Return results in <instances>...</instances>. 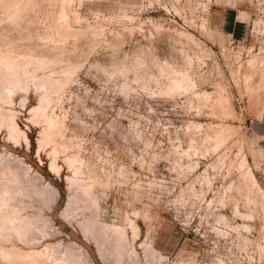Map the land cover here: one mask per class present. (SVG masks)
<instances>
[{
	"label": "rangeland",
	"instance_id": "rangeland-1",
	"mask_svg": "<svg viewBox=\"0 0 264 264\" xmlns=\"http://www.w3.org/2000/svg\"><path fill=\"white\" fill-rule=\"evenodd\" d=\"M6 50L13 59L43 58L40 78L71 71L48 109L63 126L59 133L40 145L48 122L34 117L40 94L33 87L6 105L28 144L0 125V155L15 158L26 180L50 192L47 202H33L43 208L49 235L35 247L17 242L21 252L80 246L91 263L114 264L110 238L100 252L76 222L59 217L72 196L67 159L75 155L81 162L74 166L94 182L97 201L88 213L125 226L139 264H264V205L240 185L235 168L244 156L264 190V79L248 63L254 55L264 62V0H0V52ZM160 66L186 71L194 88L173 94ZM246 71H256L249 83L257 93L246 91ZM219 87L232 117L214 107ZM219 124L234 132L216 146ZM53 159L57 171L49 169ZM230 182L238 188H227ZM128 219L139 227L134 240ZM142 247L155 249V260ZM12 263L0 255V264Z\"/></svg>",
	"mask_w": 264,
	"mask_h": 264
},
{
	"label": "bare ground",
	"instance_id": "bare-ground-1",
	"mask_svg": "<svg viewBox=\"0 0 264 264\" xmlns=\"http://www.w3.org/2000/svg\"><path fill=\"white\" fill-rule=\"evenodd\" d=\"M187 35H190L188 36L190 38H192L193 36V35L191 36V34H187ZM194 39L193 42L194 41L196 42V40ZM198 43L200 42L198 41ZM200 46L201 43L199 47ZM205 51L206 50H204L203 53ZM205 53L207 54V52ZM42 59L33 56L29 60L28 59L18 60V58L13 59L11 57L10 50L0 52V125H3L8 129L9 136L16 142H18V138L21 134L25 139V141L28 140L27 139L28 136H26L24 132H21L17 122L15 121L13 112L7 109L6 105H10L13 103V96L18 94L20 91L28 92V90L31 87H33V89L35 91H38L40 94L39 105L32 109V111L35 114L34 117L37 116L38 118H44L48 122V129L43 131L44 132L42 134L43 136L39 140L40 145L44 140L46 141L49 139L50 136L48 137V134L59 133L61 128L63 127L59 121H56L52 118L51 114L49 116L48 109L50 107V103L52 102V96L59 94V91L61 90L63 85L69 80L71 71L69 69L63 70V74L58 78H54L52 76L53 74H49L43 78H40L39 70L42 68L43 64H45ZM30 60L35 61L36 63L35 66L32 65L33 66L32 68L30 67L32 64ZM50 63H52V61L49 60L47 64ZM248 63L252 67L258 66L256 67L258 74L260 78L264 79V68L260 67L263 66L264 62L261 65H259L260 63L259 58L254 55L251 57L250 60H248ZM255 63L258 64L255 65ZM160 68L167 71L168 74L170 75V82L168 84V89L171 92L174 91L172 92L173 94L175 93V91H179V90L188 91L194 88V82L190 80L186 71L174 70L172 68L167 69V67L164 68L162 66H160ZM254 73L253 72L247 73V71L246 73H244L245 83H246L245 88L248 93H257L259 89L258 85H252L249 83V80L251 79ZM222 87H219V89L215 93L213 99L214 107H216L217 112L222 113L224 115H230L231 104L229 103L228 97L223 94L224 88ZM201 95L203 99L208 100L211 96V93L205 91ZM196 126L198 127L199 125ZM232 131H233V126H230L228 124L227 125L219 124L214 129L215 145L217 146L225 142L231 136ZM51 152H53V150H51ZM183 152L188 157L190 156L188 151L185 150ZM72 156L71 158H69L68 156L67 162H69L68 165L70 167H73V177L68 178L69 186L66 187L67 189L69 188L71 190L72 196L69 197L67 201H65L67 202L66 208L65 210L63 209L64 211L61 213L59 217L64 222L66 220L70 223L76 222L78 224V228H80L84 236L89 235L87 237H92L94 239L95 244L97 245L98 250L100 252H102L103 250L104 239L108 240L110 238L111 240L110 242H112L111 249L114 252L113 256L115 258L114 264H125L126 261L123 262L124 261L123 257H125L124 255L125 253L127 254L130 253V255H126L130 258L127 259L128 260L127 262H129V260L131 261L132 259L131 264H139L138 259L136 260L135 258L137 255L136 254L137 249L135 250V248L133 247H131V250L127 249L128 241L126 240L127 234L125 233L126 230L125 226H120L115 224H110V225L101 224L93 217V215L90 216V214L88 213V211H91V209L95 207L97 201L94 197H92V189L94 187V182L93 180H90L91 178H87L84 176V172L80 169L79 165L74 166V162L77 161L78 159L76 158L75 155L73 157ZM14 161L10 157L0 155V255L3 258H5L7 261L8 260L11 262L15 261L16 263L20 262L21 264L34 262L36 261V258H39L40 260L38 261L39 264H93L90 262V259L88 258L89 255H86L83 251L79 250V248H81L80 246H74L69 248L67 247L68 249L65 248L66 251L64 249L65 252L60 251L58 249V246L52 247L50 245H46V246L44 245L45 247L42 250L40 251L33 250L29 253L21 252L17 248L16 245L17 242L29 247L30 246L35 247V244L38 243L39 240H41L42 238H46L49 235V233L46 230L47 220L46 218H43V214L41 213L43 208L36 206L33 202L36 199H38V202L43 199L44 200L48 199L46 198V196L48 197V194L50 192L48 193V191L44 187H39V185H36L37 183L32 184L28 180H26L25 174L21 172L19 167L21 164L18 165L19 163L17 162L18 164H16ZM51 161H50L49 169L51 170L52 168V169H56L57 171L58 166L55 164L54 159ZM78 161H80V158ZM235 163H236L235 168L237 167L236 169H238L240 172L238 177V180L240 181V185L243 188H245L247 191H255L254 194L257 193L258 196H260L259 199L261 205H264V190L261 188L260 184L258 183L254 173L252 172V169L247 164V160L245 159V157L244 156L240 157ZM231 164L232 162L230 161L229 165ZM187 167L192 168L194 167V164L193 163L188 164ZM202 180L204 181L205 184L207 185L210 184L209 178L203 176ZM204 183H202L201 186ZM233 184L234 182H230L227 188L236 187L237 189L239 184L235 186H233ZM204 188L203 190H205ZM52 193H54L53 190ZM53 196L55 200L56 195ZM45 202H47V200H45ZM52 202L54 203V201ZM35 209L37 212H32ZM92 213L93 212L91 211V214ZM78 215L81 217L77 218ZM240 215L245 217L248 216L246 214H240ZM128 225L131 229L132 237L134 240L140 235L139 227L136 221L131 219H128ZM243 227L247 228L246 225H244ZM232 228L237 230L238 225L232 226ZM2 244H9V247H4ZM144 245L145 244H142L141 246ZM154 250L155 249L153 248H149L148 251L146 249L144 251L146 254L148 253V255L152 257V258L150 257L152 261L155 260ZM161 259H159L160 262ZM160 264H162V262Z\"/></svg>",
	"mask_w": 264,
	"mask_h": 264
}]
</instances>
